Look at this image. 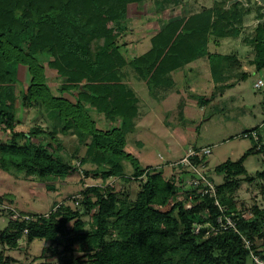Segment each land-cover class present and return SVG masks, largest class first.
I'll return each mask as SVG.
<instances>
[{
	"label": "trees",
	"instance_id": "trees-1",
	"mask_svg": "<svg viewBox=\"0 0 264 264\" xmlns=\"http://www.w3.org/2000/svg\"><path fill=\"white\" fill-rule=\"evenodd\" d=\"M151 1L0 0V169L47 182L49 191L55 188L52 183L81 172L104 183L82 192L78 204L83 211L61 204L48 215L19 216L14 208H4L9 224L0 232L1 246L17 250L26 237L28 242L49 243L44 252L53 257L71 251L81 254L65 257L64 264H79L82 258L89 264H247L251 253L264 258V248L258 245L262 241L264 247V208L254 207L252 219L246 220L234 205L239 178L254 181L244 164L252 153L264 154L260 135V150L255 143L237 162L229 160L216 168L226 182L214 194L202 195L199 188L187 185L196 176L190 168L172 167V175L166 178L161 169L142 168L126 151L127 135L139 116V99L123 83L127 61L119 41L129 33L128 6ZM229 1L162 23L152 37L151 49L131 62L150 90L170 86L171 73L205 57L212 64L215 83H225V71H235L240 61L211 54V37L240 36L236 24L243 23V13L251 7L247 0V6L238 3L227 9ZM256 7L261 20L263 8L258 3ZM250 44L256 50L252 64L264 69V24L254 26ZM213 56L220 61L215 62ZM24 69L30 77L26 87L20 79ZM48 71L55 74V90ZM34 108L56 118L61 133L76 136L86 148L80 163L95 166L94 171H82L80 164L74 166L63 156L56 129L16 131L20 113ZM97 116L112 127L100 129ZM255 131L259 134L256 129L246 133ZM124 160L132 165L131 177L125 172ZM196 161L197 165L203 162ZM111 178L138 182L137 199L130 201L128 194L121 199L122 193L105 184ZM256 178L264 184V171ZM7 199L0 196V205ZM83 214L91 215L93 230L83 232ZM226 217L234 220L237 232L218 229L219 219ZM70 231L78 233L72 240L68 239ZM0 264H10L2 252Z\"/></svg>",
	"mask_w": 264,
	"mask_h": 264
},
{
	"label": "rangeland",
	"instance_id": "rangeland-1",
	"mask_svg": "<svg viewBox=\"0 0 264 264\" xmlns=\"http://www.w3.org/2000/svg\"><path fill=\"white\" fill-rule=\"evenodd\" d=\"M223 1L226 0H152L147 5H130L127 11L129 33L119 41L121 53L127 61L122 69L123 83L139 99V116L135 120L134 129L127 135L126 151L138 159L142 168L156 167L168 178L176 163L186 156L189 149L210 148L211 154L204 157L197 170L213 180L215 189L226 182V176L216 172V168L229 160L237 162L255 145L254 140L244 138L247 131L258 130L264 143V87H255L260 80L264 82V69L258 70L252 64L256 50L250 44L254 37V26L260 21L257 2L251 0V7L243 13L246 15L243 23L236 24L241 28L240 36L223 39L211 37V54L234 56L240 61V66L235 71L229 68L225 71V83H215L212 64L205 57L171 73L170 86L150 90L131 66V62L151 49L152 37L165 21L200 13ZM214 57L215 62L221 59ZM41 60L48 61L46 58ZM48 74L55 90V74L53 71H48ZM20 79L26 87L30 80L27 69L20 72ZM20 114L17 132L28 133L36 127L51 131L56 129V138L63 146V156L74 166L80 164L82 171L95 170V166L80 163L86 148L79 145L73 133H61L62 127L56 118H49L47 112L39 113L35 108ZM97 123L100 129L112 127L103 116H97ZM2 140L6 141L7 136L2 135ZM20 141L21 144L24 142L23 139ZM123 165L127 176L131 177V163L124 160ZM244 165L254 181L251 183L243 177L239 178L241 185L235 194L234 205L243 218L250 220L254 207L264 208V184L256 178L258 172L264 171V156L254 152ZM47 184L49 183L24 175H12L0 169V196L8 198L4 205H0V232L9 224V216L4 208H14L19 216L48 215L61 204L68 205L75 211H83V207L78 204L83 199L82 192L92 186H103L104 183L93 175L85 177L81 172L64 181L52 183L55 187L53 191L47 189ZM105 184L113 186L117 193H122L121 199L128 194L130 201H135L141 191L138 182L130 183L120 178H111ZM186 189L189 190V187ZM83 215V232L93 230L91 215ZM72 228L73 226L70 229ZM70 233L68 239L71 240L78 234L73 231ZM258 245L264 248L262 241ZM47 246L49 243L45 241L28 242L23 237L17 250H9L0 245V252L10 259V264H64L65 257L81 256L79 252L71 251L60 257H53L44 252ZM73 248H78V243ZM79 262L89 264L87 258H82ZM247 264L254 263L252 259H248Z\"/></svg>",
	"mask_w": 264,
	"mask_h": 264
},
{
	"label": "built area",
	"instance_id": "built-area-1",
	"mask_svg": "<svg viewBox=\"0 0 264 264\" xmlns=\"http://www.w3.org/2000/svg\"><path fill=\"white\" fill-rule=\"evenodd\" d=\"M255 87L257 89L264 87V82L259 81L256 83ZM259 134L258 132H249L244 134V138L246 139H252L254 142L258 145L257 150L261 149V145L259 143ZM211 154L210 148H202V149H189L188 153L184 158H182L179 162L176 163L175 166H183L186 168H190L189 170L193 171L196 176L190 177L187 180V185L192 186L194 188H199L198 192L202 195L209 194V193H216V189L213 185V183L208 179L206 174L202 175L198 172L197 167L199 165L195 164L197 159H201L203 161L205 156H208ZM264 156V154H263ZM196 161V162H194ZM201 165V164H200ZM191 180V181H189ZM218 204V203H217ZM224 219L220 218L218 221L219 224V230H228V229H233L237 232V226L234 220L230 217H226L225 221ZM197 232H199V228L197 229ZM246 247L249 248L251 246L250 242L248 240H245ZM251 259L254 264H264V258L251 253Z\"/></svg>",
	"mask_w": 264,
	"mask_h": 264
},
{
	"label": "water",
	"instance_id": "water-1",
	"mask_svg": "<svg viewBox=\"0 0 264 264\" xmlns=\"http://www.w3.org/2000/svg\"><path fill=\"white\" fill-rule=\"evenodd\" d=\"M259 6H261L262 9V13L264 14V0H255ZM238 3H243L245 6L248 5L247 0H231L228 2V6L227 8L229 9L232 5L238 4ZM260 24H264V18L261 19L258 24L256 25V27H258V25Z\"/></svg>",
	"mask_w": 264,
	"mask_h": 264
},
{
	"label": "crops",
	"instance_id": "crops-1",
	"mask_svg": "<svg viewBox=\"0 0 264 264\" xmlns=\"http://www.w3.org/2000/svg\"><path fill=\"white\" fill-rule=\"evenodd\" d=\"M263 139V138H262Z\"/></svg>",
	"mask_w": 264,
	"mask_h": 264
}]
</instances>
